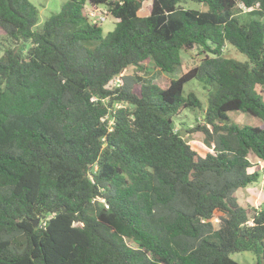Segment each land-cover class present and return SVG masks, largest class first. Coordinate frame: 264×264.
I'll return each mask as SVG.
<instances>
[{"label": "trees", "instance_id": "trees-1", "mask_svg": "<svg viewBox=\"0 0 264 264\" xmlns=\"http://www.w3.org/2000/svg\"><path fill=\"white\" fill-rule=\"evenodd\" d=\"M144 1L68 0L39 26L33 2L0 0L13 43L0 56V264H242L241 251L264 264V207L235 195L262 175L250 156L264 161V0H152L141 15ZM102 4L118 19L107 34L86 12ZM195 47L212 56L166 84L144 76V61L174 72ZM129 66L132 82L110 88ZM194 78L209 87L190 129L205 155L173 120L203 107L184 93Z\"/></svg>", "mask_w": 264, "mask_h": 264}, {"label": "rangeland", "instance_id": "rangeland-1", "mask_svg": "<svg viewBox=\"0 0 264 264\" xmlns=\"http://www.w3.org/2000/svg\"><path fill=\"white\" fill-rule=\"evenodd\" d=\"M33 2L40 11V19L39 26H42L46 19L51 15L59 12L63 6V4L68 0H30ZM152 0H145L142 9L140 10L141 15L149 14L150 5ZM182 5L185 8H193V9H204V5L198 1H187L183 2ZM103 14H98L95 18H91L90 21L93 23H97L103 27L104 34H107L109 31H112L118 19L113 16L109 11L108 7L105 4L99 5ZM89 5L87 6V9ZM86 9V12L88 13ZM247 9H244L241 15L245 14ZM240 15V13H239ZM13 43L8 38L5 30L0 27V56L9 46H12ZM223 55L227 57H234L241 61H246L247 56L239 51L230 44H227L223 49ZM208 56H212V53H208L203 51L201 47H195L190 50H183V63L182 65L176 69L174 72L165 73L158 69L152 59H148L143 62L144 71L143 74L148 80H153L159 84L168 83L170 78H178L181 74L186 72L190 67H194L196 64H200L203 62L205 58ZM134 66H129L127 70L123 72L122 75L116 76L109 84V87L112 89L117 88L118 86L124 84L125 80L123 76H126V81L132 82V74L135 72ZM131 80V81H130ZM258 91L261 93L264 99V85L257 87ZM190 92H195L197 96L202 101V108L195 109H185L179 115H175L173 117L174 124L178 130H182L185 132L184 137L189 140L192 147L198 150L201 154L205 155L210 149L206 147L203 143L204 133L197 131L196 133H191L190 129L193 128L196 124L203 121V114L208 106V98H209V87L205 85V83L199 81V79L194 78L188 81L184 86L185 96ZM116 106L124 105L123 103H117ZM229 114V122L235 123L238 125L249 124L253 118V116L248 113H244L240 110H231L228 112ZM253 123H261L260 120H255ZM250 159L253 162V167L250 168V171H254L259 169L261 172V177L259 181L254 182L253 184L239 188L235 193L238 201L243 206L247 207L251 212L256 210H260L264 207V161L258 160L254 155L250 156ZM221 212L217 211L214 217L215 226H218L220 222ZM254 213L252 214V216ZM231 256L242 264H257V255L253 251H241L234 252Z\"/></svg>", "mask_w": 264, "mask_h": 264}, {"label": "built area", "instance_id": "built-area-1", "mask_svg": "<svg viewBox=\"0 0 264 264\" xmlns=\"http://www.w3.org/2000/svg\"><path fill=\"white\" fill-rule=\"evenodd\" d=\"M87 11H88V15L91 18H95L98 14H103L99 6L90 5Z\"/></svg>", "mask_w": 264, "mask_h": 264}, {"label": "water", "instance_id": "water-1", "mask_svg": "<svg viewBox=\"0 0 264 264\" xmlns=\"http://www.w3.org/2000/svg\"><path fill=\"white\" fill-rule=\"evenodd\" d=\"M184 134H185V132H182V136H183V137H184ZM56 211H58V209H56ZM39 220H40V218H38V219L35 220V224H36V225L38 224Z\"/></svg>", "mask_w": 264, "mask_h": 264}, {"label": "clouds", "instance_id": "clouds-1", "mask_svg": "<svg viewBox=\"0 0 264 264\" xmlns=\"http://www.w3.org/2000/svg\"><path fill=\"white\" fill-rule=\"evenodd\" d=\"M88 6V5H87ZM90 6V5H89ZM87 9V8H86Z\"/></svg>", "mask_w": 264, "mask_h": 264}]
</instances>
